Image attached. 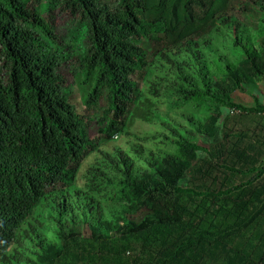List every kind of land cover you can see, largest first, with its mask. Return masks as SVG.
<instances>
[{
    "label": "trees",
    "instance_id": "obj_1",
    "mask_svg": "<svg viewBox=\"0 0 264 264\" xmlns=\"http://www.w3.org/2000/svg\"><path fill=\"white\" fill-rule=\"evenodd\" d=\"M36 1L0 0V264H264V0Z\"/></svg>",
    "mask_w": 264,
    "mask_h": 264
},
{
    "label": "rangeland",
    "instance_id": "obj_2",
    "mask_svg": "<svg viewBox=\"0 0 264 264\" xmlns=\"http://www.w3.org/2000/svg\"><path fill=\"white\" fill-rule=\"evenodd\" d=\"M48 2V0H38L36 2H34V6L38 7V8H44L46 6V3ZM63 30V27H61V31ZM58 36H61V39L62 37L64 36L63 33H57ZM62 43H60L62 46L63 43L65 41H61ZM152 49H153V46H151ZM72 78V77H71ZM257 94V97H259V99L264 102V83L263 82H257L256 85L254 86H250V88H248V91L245 92V93H238L236 95V100L244 105H247V106H253V98L252 96L255 94ZM178 103V104H176ZM175 103V106H172L174 108V110L176 112H179L180 109H184L185 110V106L182 105L181 101L180 102H176ZM164 107L165 108H171V106H169L167 103H164ZM186 110H190V109H186ZM229 110L228 108H224L222 111H223V114H228L229 113ZM205 111L202 109V111L200 113H197V116L198 117H202L203 116V113ZM144 113V111H143ZM263 116V115H262ZM261 116V117H262ZM264 117V116H263ZM260 124H263L264 125V118H255ZM255 119H246V120H243L242 121V125H244L245 127H250V128H254L253 126H256V124L253 122V120ZM130 129H129V132L130 134H159V132H161V129H159L156 125H152V124H147L145 123L142 119H140L139 116H134V117H131L130 118ZM257 127H260V126H257ZM260 129V128H259ZM257 132V131H256ZM169 134V133H168ZM196 142L199 143V138L196 137L195 138ZM127 141L126 140V137H116L115 138V141H114V144L116 145H119L121 146L122 148H125V145H124V142ZM155 142H153L154 145H152L153 148H160V149H164V150H173L174 149V146L173 145H170L168 143H158L159 145H155ZM154 149V150H155Z\"/></svg>",
    "mask_w": 264,
    "mask_h": 264
},
{
    "label": "built area",
    "instance_id": "obj_3",
    "mask_svg": "<svg viewBox=\"0 0 264 264\" xmlns=\"http://www.w3.org/2000/svg\"><path fill=\"white\" fill-rule=\"evenodd\" d=\"M238 113H239V112H238L237 110H234V109L231 110V114H232V115H236V114H238ZM263 116H264V113H263Z\"/></svg>",
    "mask_w": 264,
    "mask_h": 264
},
{
    "label": "crops",
    "instance_id": "obj_4",
    "mask_svg": "<svg viewBox=\"0 0 264 264\" xmlns=\"http://www.w3.org/2000/svg\"><path fill=\"white\" fill-rule=\"evenodd\" d=\"M262 134H264V132Z\"/></svg>",
    "mask_w": 264,
    "mask_h": 264
}]
</instances>
